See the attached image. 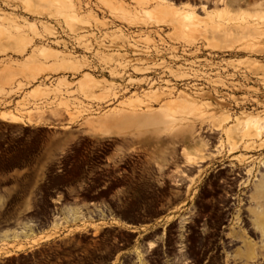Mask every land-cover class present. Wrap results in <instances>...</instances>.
Masks as SVG:
<instances>
[{
	"label": "rangeland",
	"instance_id": "374dc122",
	"mask_svg": "<svg viewBox=\"0 0 264 264\" xmlns=\"http://www.w3.org/2000/svg\"><path fill=\"white\" fill-rule=\"evenodd\" d=\"M162 3L159 0H0V165L6 166L7 158L2 154H12L11 158L15 159L16 155L33 153L32 149L39 143L44 158L51 159L50 156L56 154V140L62 138L66 140L64 144L76 138L126 140L130 153L141 150L146 155L144 172L156 169L161 176L170 168L186 174L183 179L187 178L188 188L184 194L177 191L163 194L173 195L170 201L177 205L164 223L172 222L175 214L192 217L191 211L197 207H208L214 212L222 210L225 192L238 196V207L224 208L227 212L223 211L224 215H209L208 223L190 245L204 250H222L214 254L215 259L222 260L219 264H244V259L235 255L241 245L235 235L237 209L241 230L255 246L261 244L258 230L253 229L255 226L245 216L251 201L247 198L249 191L244 197L242 191H247L250 185L238 190L231 187V183L226 187L225 182L219 180H228L232 175L225 174L226 169L221 166L235 162V157L241 154L263 156L264 150L246 151L241 147L229 153L224 148L223 154L214 161L207 157L216 152L220 139L227 145L226 136L218 135L216 127L226 129L231 125H244L248 120L264 126V14L233 15L222 10L202 21L196 16L183 21L182 16L188 10L175 11ZM102 7L110 12L111 24L123 21L128 25L154 27L149 32L164 43L193 48L204 44L212 52L227 51L246 57L232 56V59L215 62L209 56L204 60L170 65L168 70L176 78L191 74L207 79L125 81L114 79L115 70L122 74L119 69L122 66H111L112 58L101 53L100 63L109 64L105 68L113 78H107L103 71L96 75L94 66L86 62L85 56L77 57L75 51L56 48L55 38L63 26H66L65 31L61 30L64 36L66 29L78 35L87 27H105L107 20L97 19L94 13ZM147 11L151 14L147 15ZM164 26H171L173 31L163 34ZM230 28L238 34L231 33ZM213 34L221 36L223 43L208 40ZM132 66L136 72L150 68L148 64ZM186 66L192 69L184 70ZM126 67L127 64L122 68ZM126 70L123 73H127ZM222 77L243 79L223 80ZM132 112L159 113L156 117H167L164 125L171 130L167 132L164 128L159 135L154 134L150 126L154 124L149 123L153 119L146 115L130 121L128 128L109 124L118 113L134 115ZM232 139L237 140V136ZM183 149L197 161L204 159L199 164L198 175L197 168L188 170ZM247 166L248 161L239 165L241 169ZM171 174L176 178L175 172ZM172 188L179 190L180 186L175 184ZM132 196L134 199L129 200V204L142 203L144 212L150 208L149 194ZM184 207L188 209L180 212ZM171 227L166 226L164 231L168 232ZM9 246L20 247L14 243ZM9 246L6 241L0 243V253H6ZM263 259L262 255L256 256L254 264H264Z\"/></svg>",
	"mask_w": 264,
	"mask_h": 264
},
{
	"label": "flooded vegetation",
	"instance_id": "af4514ba",
	"mask_svg": "<svg viewBox=\"0 0 264 264\" xmlns=\"http://www.w3.org/2000/svg\"><path fill=\"white\" fill-rule=\"evenodd\" d=\"M159 1L167 7H188L186 10L201 21L208 19L210 14L205 12L214 6L227 4L226 0ZM172 31L171 26L163 28V34ZM240 55L212 52L200 44L179 52L174 65L209 56L218 62ZM56 141V154L47 160L41 143L33 153L16 155L15 159L12 154H2L7 159L6 166L0 165V243L20 247L9 246L6 253H0V264L222 263L214 257L222 250H204L190 242L201 233L209 215H224V208L214 212L197 207L191 211L192 217L175 214L172 222L164 223L177 205L170 201L173 195L163 194H184L187 178L177 183L179 190H174V169L161 176L156 169L144 172L146 155L141 150L130 153L126 140ZM230 180L219 182L230 187ZM135 194L151 196L146 212L142 203H128ZM185 209L188 207L180 212ZM149 242L154 246L149 248Z\"/></svg>",
	"mask_w": 264,
	"mask_h": 264
},
{
	"label": "built area",
	"instance_id": "2783aa9c",
	"mask_svg": "<svg viewBox=\"0 0 264 264\" xmlns=\"http://www.w3.org/2000/svg\"><path fill=\"white\" fill-rule=\"evenodd\" d=\"M97 19L107 20L105 27L92 26L82 30L78 35L69 33L66 29L67 35L64 36L61 33L65 28H59L56 36L55 47L58 49H64L67 51H75V55L85 56L86 62L89 65L94 66V72L96 75H100L103 71L107 78H113L109 75L110 72L99 60V54L105 53L112 58L111 66L127 67V73H123L124 69L119 67L122 74L117 70V76L115 80H136L145 79L147 81H166V80H194V79H207L204 77H192L188 74V77H174V74H170V65H174V59L179 52H187L190 47L187 45H173L167 42H163L154 36L149 31H152L154 27H144L139 24L128 25L123 21H114L111 24V14L104 7L101 10H94ZM102 12L105 14L103 15ZM110 23V24H109ZM60 33V34H59ZM122 34L121 39H115L114 37ZM82 38L78 40V38ZM52 39L53 37H48ZM149 39V41H147ZM45 43H48L44 38ZM174 47V49H172ZM147 62V63H145ZM120 64V65H119ZM148 64L150 68L146 70L135 71L132 65L145 66ZM154 64V65H153ZM129 65V66H128ZM136 67V66H135ZM194 68V67H193ZM190 67H185L184 70L189 71ZM169 70V71H168ZM174 70V69H173ZM121 75V76H118ZM209 79V78H208ZM211 79V78H210Z\"/></svg>",
	"mask_w": 264,
	"mask_h": 264
},
{
	"label": "bare ground",
	"instance_id": "6f19581e",
	"mask_svg": "<svg viewBox=\"0 0 264 264\" xmlns=\"http://www.w3.org/2000/svg\"><path fill=\"white\" fill-rule=\"evenodd\" d=\"M54 2L56 3L57 1H54ZM70 8H71V5H70ZM146 14L150 15L151 13H150V11H147ZM192 17H195L194 13L188 12L187 14L182 16V20L183 21H190V19ZM152 19L155 20V18H152ZM151 103L152 102H150V104ZM154 112H152V113H154ZM133 113H134V115H130V114H126V113H124V114L118 113L117 115H115L112 118L113 121H111V123H109V124L110 125H121L123 128H128L130 121L134 122V120L137 117H139V116L141 117L143 115H146V116L151 117L153 119L152 121H149V123L152 122V124H154V125H150L153 127L154 134L159 135V132H161V130H163L164 128H166L167 132H169L171 130L169 128V126H167V124L164 125L165 122L167 121V119H166L167 117L166 118H161L160 116L156 117V115L157 114L159 115V113L150 114L151 112L150 113L132 112V114ZM144 123H147V122H144ZM254 123L255 122L253 120H251V121L248 120L245 122L244 125H231L226 129H223L222 126L216 127V133L218 135L224 134L226 136V139H227L226 144L227 145L225 146L223 141L220 139L219 144H218L217 148L215 149L216 152L214 154H211V157L209 155L207 157L208 160L214 161L216 159V157L221 156L224 152V148H227V152H229V153L235 152V151L239 150L241 147L243 150H246V151H257V152L263 151L264 150V126L263 125H255ZM189 130L190 129H188L187 132H189ZM234 135L237 136V140L232 139V137ZM258 140L260 142L256 143V141H258ZM182 151L185 154V163L188 166V170L192 171L193 168H197L196 172L198 175L201 171V165H199V164L201 162H203L204 159L201 158L197 161V160H195V157L186 153L184 149ZM245 161H248L249 166H247V168L241 169V167H239V165H242ZM221 168L226 169L225 174L232 175L230 177V179H231L230 183L232 184L233 188H236L238 190L240 188L247 187L250 185V188L247 191H245V192L242 191L243 197H244L245 193L249 191L247 198H249L251 201V205L246 208V215L245 216H246L247 221L248 222L250 221V223L255 226V227H253V229L258 230L260 237H261V244H260V246H255V244L251 240L248 239L246 233L243 230H241V223L239 222L240 218L238 215L239 210L237 209L236 210V223L238 226L236 225L237 230H236L235 235L239 239V242L241 243V245L238 249H236L235 255L238 256L239 258L244 259V264H254V262H255L254 259L256 258V256H258V255L264 256V155L260 156V157H257V156L247 157V156L241 154V155L235 157V162H230L229 164L222 165ZM175 173H176V178L174 177V180H173L174 183L177 184V183L183 182L182 181L183 176H185L186 174L184 175L183 172H181V173L177 172V170L175 171ZM189 181H190V183H192L193 179H189ZM243 197H242V199H243ZM223 199L226 201L224 204L225 207L223 206L225 209L229 208L230 206H237V204L240 201V199L238 198V196L236 194L227 193V192H225V197ZM229 200H232V202H230ZM242 224H243V222H242ZM230 229H232V228H230ZM153 246H154L153 242L148 243L149 248H151ZM227 247L228 246H226L224 248H227ZM226 250H228V249H226ZM180 258H182V256L179 257V259ZM228 260H230V259H228ZM236 263H238V262H236Z\"/></svg>",
	"mask_w": 264,
	"mask_h": 264
},
{
	"label": "crops",
	"instance_id": "0c3cea01",
	"mask_svg": "<svg viewBox=\"0 0 264 264\" xmlns=\"http://www.w3.org/2000/svg\"><path fill=\"white\" fill-rule=\"evenodd\" d=\"M227 4H225L222 7L219 6H214L210 11L205 12L206 16H208V12L209 14H212L216 11H222L224 10V12H229L233 15L236 14H264V0H226ZM153 10V8H151ZM173 10L175 11H183L185 12L186 9L184 8H175L173 7ZM231 33L233 34H238V31L230 28ZM208 40L210 41H215V42H219V43H223V38L219 35L213 34V35H209ZM236 58H245L246 56L240 55V56H235ZM220 79H225V80H236V79H243L242 77H234V78H230V77H222Z\"/></svg>",
	"mask_w": 264,
	"mask_h": 264
}]
</instances>
